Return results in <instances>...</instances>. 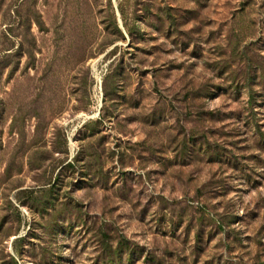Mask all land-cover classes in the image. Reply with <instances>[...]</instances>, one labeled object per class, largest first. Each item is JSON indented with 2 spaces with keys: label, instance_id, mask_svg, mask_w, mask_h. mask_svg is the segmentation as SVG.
<instances>
[{
  "label": "rangeland",
  "instance_id": "obj_1",
  "mask_svg": "<svg viewBox=\"0 0 264 264\" xmlns=\"http://www.w3.org/2000/svg\"><path fill=\"white\" fill-rule=\"evenodd\" d=\"M0 264H264V0H0Z\"/></svg>",
  "mask_w": 264,
  "mask_h": 264
}]
</instances>
